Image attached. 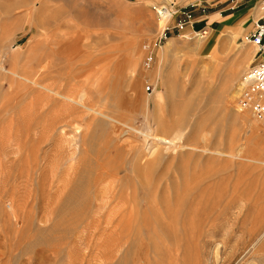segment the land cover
<instances>
[{
  "label": "rangeland",
  "instance_id": "374dc122",
  "mask_svg": "<svg viewBox=\"0 0 264 264\" xmlns=\"http://www.w3.org/2000/svg\"><path fill=\"white\" fill-rule=\"evenodd\" d=\"M167 1L0 0V264H264V129L231 90L264 58L246 41L261 0L182 2H213L221 19L205 37L173 35L146 68ZM52 88L191 149L150 159L138 136L113 152L112 127Z\"/></svg>",
  "mask_w": 264,
  "mask_h": 264
},
{
  "label": "bare ground",
  "instance_id": "6f19581e",
  "mask_svg": "<svg viewBox=\"0 0 264 264\" xmlns=\"http://www.w3.org/2000/svg\"><path fill=\"white\" fill-rule=\"evenodd\" d=\"M262 14H261V11H260V9L258 10V12H257V15H256V17L257 18H260V16H261ZM160 23H162L163 24V22H160ZM221 38L220 37H216L215 38V40H214V42L212 41L211 43H212V45H214V46H216V44L218 43V41L220 40ZM253 54H254V56L255 55H257V51H255V52H253ZM250 59H249V53H247L246 51H244L243 52V54H242V57L240 58V60H239V64L241 63V64H243L244 66L245 65H247V63H248V61H249ZM240 64V65H241ZM41 70H44V68L43 69H41ZM41 72V71H40ZM10 73V72H9ZM41 73H43V72H41ZM11 75V74H10ZM22 77V76H21ZM19 78V77H18ZM20 79H22V78H20ZM24 79V78H23ZM26 82H28V81H26ZM31 82V81H30ZM241 83V82H240ZM41 85V84H40ZM71 85V84H70ZM73 85V84H72ZM46 87H48V86H46ZM70 88H69V90H71L72 89V87L71 86H69ZM51 88V87H50ZM43 90V89H42ZM53 90V88L52 89H50L49 91L52 93V94H54L55 95V97L57 96V98H62L63 100H66V101H68L69 103H73V104H75V105H77L78 106V111H80L83 115H85V114H88V115H90V116H95V117H97L98 118V120L101 122V124L102 125H106V126H111L112 128V130L114 131V134H112L113 136H115V139H113V141H112V146H113V148H114V151L113 152H115V150L116 151H119L118 149H117V147L118 146H120V148H122V147H126L127 149L128 148H131V149H133V150H137L138 149V146L133 142L134 140H136L137 138H138V136H140V137H144L145 139H146V144H144L143 146H144V150H145V152L147 153V157L148 158H150V159H154V158H156L157 156H158V154L160 153V151H161V149L162 148H165L167 151L166 152H168L169 150L170 151H177V150H179V151H181V150H183V151H185V150H188V149H191V146L190 145H187V144H185V143H183V141L181 140V137H180V132L179 131H175V132H173L172 134H171V137H169V138H167V137H165V136H163V135H161V131L159 130V127H156L155 126V128H150L149 129V131H147V133H144V132H142V131H139L138 129H135L134 127H132L131 125L129 126V125H127L126 123H123V122H121L120 120H118V119H116V118H114L112 115H110L109 113L107 114V112H105L104 110L102 111V109L100 110V108H95V107H93L92 105H95V104H93L92 103V105L90 104V96L88 95V93L87 92H85V91H81V92H79V90H78V93H74L75 94V96H73V95H70L71 94V92L73 93V90L74 91H76V89H73L71 92H70V94H69V91H67L68 92V94L67 95H63L62 94V92H57L56 91V89H54L55 91H52ZM231 90H232V93L234 94V99H239V97L241 96V90H240V84L239 85H237L236 87H235V84L233 83V81H232V83H231ZM45 91V90H44ZM77 92V91H76ZM49 93V92H48ZM51 93H49V94H51ZM233 94H232V96H233ZM53 95V96H54ZM101 96V95H100ZM108 97V96H107ZM106 97V98H107ZM101 98H103V97H101ZM101 98H99L101 101L103 100V99H101ZM108 99V98H107ZM106 100V99H105ZM104 100V102H106ZM100 102V101H99ZM68 103V104H69ZM97 103V102H96ZM67 104V105H68ZM69 106H70V104H69ZM73 109L75 108L76 109V107H74V105L73 106H71ZM74 109V110H75ZM250 112L251 111H248V113L246 114V118H247V120H248V122L249 123H252L253 121H254V119L252 118V116L250 115ZM96 120V119H95ZM79 123H80V121H79ZM96 123H97V120H96ZM73 126V125H72ZM97 126V125H96ZM95 126V127H96ZM100 126V125H99ZM159 126V125H158ZM93 127V126H92ZM91 127V128H92ZM98 127V126H97ZM102 128H103V126H102ZM98 129V128H97ZM123 129V131H120V130H122ZM75 130L77 131V132H86V131H88L89 130V125H84V124H77V125H75ZM92 131H94L95 132V130L93 129ZM113 131H111L112 133H113ZM252 131H253V133H255V131H254V129H252ZM105 132V131H104ZM103 132V133H104ZM90 133V132H89ZM108 133V132H107ZM253 133H251V134H253ZM105 135V134H104ZM111 135V136H112ZM210 136H209V133L208 134H206L205 133V135H203L202 136V141L203 142H208L207 140H208V138H209ZM210 139V138H209ZM111 140V139H110ZM136 142V141H135ZM111 146V147H112ZM240 146V145H239ZM126 148H124L125 150H126ZM240 148H242V145L240 146ZM193 149V148H192ZM108 150V149H107ZM202 150H203V148H202ZM129 151H130V149H129ZM200 151V150H199ZM206 153H212L209 149H205L204 150ZM238 151H239V153L242 151V149L241 150H239L238 149ZM204 152V153H205ZM175 153V152H174ZM214 153H216L217 155H220V156H225V157H228V155H226V154H224L223 152H221V151H215ZM238 155V154H237ZM231 156V155H230ZM234 156V155H233ZM233 156H231V157H233ZM236 157V156H235ZM158 159V158H157ZM118 160V159H117ZM147 161V160H146ZM100 163V162H99ZM143 163V162H142ZM145 163V162H144ZM111 164V163H110ZM143 165V164H142ZM122 166V165H121ZM121 168H123V166L121 167ZM120 168V169H121ZM134 168V167H133ZM106 170V169H105ZM104 170V171H105ZM114 170V169H113ZM134 170H136V168H134ZM134 170H132V171H134ZM99 171V170H98ZM110 171V170H109ZM120 171V170H119ZM101 172V171H100ZM106 173V172H105ZM110 172H108V174H109ZM120 173V172H119ZM119 173H118V175H119ZM136 173V172H135ZM110 174H112V173H110ZM113 174H114V172H113ZM112 174V175H113ZM106 175V174H105ZM115 175V174H114ZM117 175V174H116ZM99 178V177H98ZM115 178H116V176H115ZM101 179V178H100ZM110 181H112V179H110ZM112 184V183H111ZM141 185V184H140ZM109 186V185H108ZM114 186V185H113ZM117 187V186H116ZM121 188V187H120ZM111 189H112V187H111ZM142 190H144V189H142ZM138 191V190H137ZM145 192V191H144ZM143 192V193H144ZM137 194H138V192H137ZM151 194L152 193H150V196H151ZM154 194V193H153ZM139 195V194H138ZM142 195V194H141ZM113 197V196H112ZM138 197V196H137ZM142 197H143V195H142ZM152 197V196H151ZM150 197V198H151ZM110 198H111V196H110ZM118 198V197H117ZM144 198V197H143ZM191 198V197H190ZM137 199V198H136ZM136 199H134L133 201V203H132V201H130V202H126V203H130L131 204V208H132V211L130 212L131 214H129V216L128 217H130L129 218V220L131 221V224L133 225V224H135V225H137L141 220L140 219H142V220H144V218H143V212H142V201L141 200H136ZM141 199V198H140ZM192 199V198H191ZM149 200V199H148ZM153 200V199H152ZM151 200V201H152ZM121 201V200H120ZM146 201H147V198H146ZM106 202H107V200H106ZM106 202H104V203H106ZM107 204V203H106ZM115 204H117V203H115ZM114 204V205H115ZM149 204H150V202H149ZM151 204H152V202H151ZM150 204V205H151ZM154 204V203H153ZM97 205V204H96ZM118 205V204H117ZM123 205V204H122ZM101 205L99 204V205H97V208H101L100 207ZM106 206V205H105ZM105 206H103V207H105ZM121 206V205H120ZM151 206H153V205H151ZM151 206H150V208H151ZM115 207V206H114ZM122 207V206H121ZM127 207V206H126ZM145 207V206H144ZM156 207V206H155ZM123 208V207H122ZM125 208V207H124ZM103 209V208H102ZM144 209H146V208H144ZM153 210H154V207L152 208ZM112 210V209H111ZM113 210H115V209H113ZM121 211H122V209H121ZM125 211V210H124ZM126 211H128V210H126ZM149 211H151L152 212V210L150 209V210H148L147 212H149ZM123 212V211H122ZM153 214H154V212H152ZM151 213V214H152ZM116 214V213H115ZM149 215H151L150 214V212L148 213ZM147 214V215H148ZM149 215H148V217H149ZM127 216V215H126ZM160 216V215H159ZM107 217V216H106ZM112 217V216H111ZM118 217V216H117ZM155 217V216H154ZM108 218H110V216L108 217ZM122 218V217H121ZM120 218V219H121ZM146 218V217H145ZM156 218H158V217H156ZM123 220H127V219H123ZM140 220V221H139ZM148 220H149V218H148ZM142 222H145V221H142ZM141 223V222H140ZM142 224V223H141ZM129 225V224H128ZM131 225V226H132ZM147 225H148V223H147ZM134 226V225H133ZM128 227V226H127ZM133 229V228H132ZM264 233V232H263ZM264 238V234L262 235V237L260 238V240H262ZM218 250V249H217ZM219 251V250H218ZM216 252V251H215ZM217 253V252H216ZM217 255V254H216Z\"/></svg>",
  "mask_w": 264,
  "mask_h": 264
},
{
  "label": "built area",
  "instance_id": "2783aa9c",
  "mask_svg": "<svg viewBox=\"0 0 264 264\" xmlns=\"http://www.w3.org/2000/svg\"><path fill=\"white\" fill-rule=\"evenodd\" d=\"M199 8L203 15L208 14L209 8L201 5H179L175 0H168L164 4L154 6L153 10L158 21V30L153 38L150 50L145 59V67L150 68L155 59V52L173 35H182L186 32L205 37L206 30L195 31V9ZM259 9L261 17L255 22L254 30L246 37L247 43L258 49L257 55L264 54V0H261ZM205 20V19H204ZM203 20V21H204ZM163 22L160 27L159 23ZM152 91V86L147 88ZM241 96L239 106L242 110H249L253 117L264 129V58L254 63L243 75L240 83Z\"/></svg>",
  "mask_w": 264,
  "mask_h": 264
},
{
  "label": "crops",
  "instance_id": "0c3cea01",
  "mask_svg": "<svg viewBox=\"0 0 264 264\" xmlns=\"http://www.w3.org/2000/svg\"><path fill=\"white\" fill-rule=\"evenodd\" d=\"M181 2H180V4L179 5H182L183 6V3L182 2H187V1H191V0H180ZM193 1V0H192ZM182 3V4H181ZM201 3H203L202 1H201ZM212 4H213V2H209V7L208 8H210L209 10H208V14L205 16V15H203L202 13H201V11L199 10V11H195V19H196V25H195V30H197V29H201L202 27H203V25H205V24H208V25H211V24H213L214 22H218L219 21V19H221V18H219V13L221 14V12H215V13H212V12H210V10L212 9ZM213 8H216V7H213ZM212 13V14H211ZM205 19V20H204ZM204 20V21H203ZM244 23V22H243ZM243 25H246V22L243 24ZM197 26H199V28H196ZM202 30V29H201ZM204 30H206L207 32H208V30H209V26H207L206 28H204ZM228 32V34H233L234 36L235 35H238V33L240 32V28H238V29H226ZM222 34H224V35H228V34H226L225 32H221ZM173 40V39H172ZM210 40H211V38H210ZM250 55H253V54H250Z\"/></svg>",
  "mask_w": 264,
  "mask_h": 264
}]
</instances>
